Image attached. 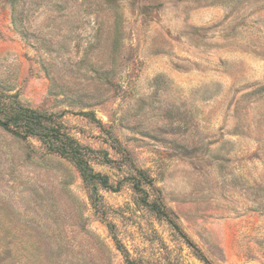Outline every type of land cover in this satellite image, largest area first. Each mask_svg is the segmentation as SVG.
Returning <instances> with one entry per match:
<instances>
[{
    "label": "rangeland",
    "instance_id": "obj_1",
    "mask_svg": "<svg viewBox=\"0 0 264 264\" xmlns=\"http://www.w3.org/2000/svg\"><path fill=\"white\" fill-rule=\"evenodd\" d=\"M10 101L109 186L0 126V264H264V0H0Z\"/></svg>",
    "mask_w": 264,
    "mask_h": 264
},
{
    "label": "trees",
    "instance_id": "obj_2",
    "mask_svg": "<svg viewBox=\"0 0 264 264\" xmlns=\"http://www.w3.org/2000/svg\"><path fill=\"white\" fill-rule=\"evenodd\" d=\"M0 126L23 140L37 137L49 151L70 159L89 187L97 183L109 186L108 176L96 172L90 165L89 148L68 134L54 115L43 114L10 101L0 106Z\"/></svg>",
    "mask_w": 264,
    "mask_h": 264
}]
</instances>
